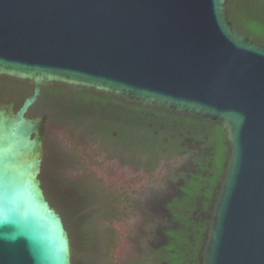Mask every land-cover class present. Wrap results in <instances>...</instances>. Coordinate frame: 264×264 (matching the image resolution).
<instances>
[{"label": "water", "instance_id": "1", "mask_svg": "<svg viewBox=\"0 0 264 264\" xmlns=\"http://www.w3.org/2000/svg\"><path fill=\"white\" fill-rule=\"evenodd\" d=\"M226 3L0 0V75L34 83L17 110L0 102V264H71L68 232L39 180L46 116H25L51 82L221 122L230 156L203 264H264V46L233 28ZM46 107L67 122L69 138L92 131L88 142L110 153L121 147L110 142L111 127L122 132L139 115L117 99L74 89L57 92ZM59 135L53 124L50 137ZM67 155L75 165L76 154ZM55 169L49 176L56 180L62 168ZM90 171L137 193L150 183L103 157ZM125 226L114 225L121 234L115 259L126 250ZM90 249L89 264H101L98 239Z\"/></svg>", "mask_w": 264, "mask_h": 264}, {"label": "trees", "instance_id": "2", "mask_svg": "<svg viewBox=\"0 0 264 264\" xmlns=\"http://www.w3.org/2000/svg\"><path fill=\"white\" fill-rule=\"evenodd\" d=\"M233 7L234 0H227L230 22ZM238 10L246 28L242 33L264 46V9L243 5ZM0 85L22 88V95L18 96L15 88L0 96L2 102L14 101L15 110L34 90L30 80L16 81L10 77L0 78ZM72 89L117 99L127 113H133L134 109L139 114L135 126L122 132L114 127L109 130L110 142L121 145L120 149L110 153L100 149L97 142L89 143L87 136L92 131H85L73 140L62 129L67 122L50 116L47 102L57 92ZM106 94L46 83L41 86L40 98L25 115L47 116L45 161L50 170H57L58 163L62 171L56 180L53 178L61 188L55 189L51 177H44L43 192L68 232L71 264H89L90 245L97 239L101 249L96 256L101 264H203L213 210L230 156L224 125L157 104ZM53 124L60 129L57 140L50 137ZM71 152L76 154L75 165L67 155ZM97 157L129 166L150 179V183L140 193L106 184L90 171ZM66 168L69 176L63 172ZM119 223L126 224V250L121 258L115 259L121 234L114 225Z\"/></svg>", "mask_w": 264, "mask_h": 264}, {"label": "flooded vegetation", "instance_id": "3", "mask_svg": "<svg viewBox=\"0 0 264 264\" xmlns=\"http://www.w3.org/2000/svg\"><path fill=\"white\" fill-rule=\"evenodd\" d=\"M243 5L244 6L251 7V8H253V7H260V8H263L264 9V0H234L233 15H232L233 18H232L231 24H232L233 28L239 34H241L242 36L247 37L246 35H244L242 33V31H244L246 28L244 26V22H241L240 21V19H239V13H238V11H239L238 9L241 6H243ZM5 77H9V76H7V75H0V78H5ZM10 78L13 79V80H16V81H25L23 79H17V78H12V77H10ZM51 83H58V82H51ZM10 85H0V96L3 95V94H6L8 90H13V89L17 88V86L16 87H13V86H10ZM16 90L17 91H15V92L18 93V96L19 95H22V91H23L22 88H17ZM0 102H2V101H0ZM44 106H45V104H44ZM46 124H47V116H46ZM46 124H45V133H46ZM43 147H44V144H43ZM45 155H46V153H45V150H44V156H43V160H42L41 167H40V173H39V180H40L41 187H42L43 190H44V188H43V180H44V177H45V179L47 177L49 178L50 177L49 175L51 173V170L49 168V163L48 162L46 163V161H45ZM52 180H53V178H52ZM52 186H55L54 180H53Z\"/></svg>", "mask_w": 264, "mask_h": 264}]
</instances>
